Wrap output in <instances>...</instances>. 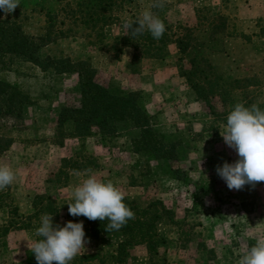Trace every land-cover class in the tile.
Here are the masks:
<instances>
[{"label": "rangeland", "instance_id": "rangeland-1", "mask_svg": "<svg viewBox=\"0 0 264 264\" xmlns=\"http://www.w3.org/2000/svg\"><path fill=\"white\" fill-rule=\"evenodd\" d=\"M118 1L116 21L94 30L66 20L60 7L71 0H19L11 14L0 10L1 19L42 38L40 60L77 66L83 81L90 67L96 84L130 95L149 125L137 128L128 104L132 117L114 122L116 134L103 136L89 124L74 135L71 121H56L60 109L81 105L76 75L0 58V81L21 107L19 116H0V137L10 140L0 166L16 176L0 190V264H37L29 247L41 239L35 235L41 215L56 209L54 225L70 221L72 192L87 178L72 171L75 162L113 181L138 206L160 202L172 220L161 214L155 221L163 239L156 254L142 245L116 247L121 239L112 235L85 236L90 243L70 264H236L264 239V182L229 190L216 173L217 165L238 159L220 135L230 111L237 103L264 110V0H164L163 9H152L166 27L157 59L114 40L153 0ZM254 18H263L260 28Z\"/></svg>", "mask_w": 264, "mask_h": 264}, {"label": "trees", "instance_id": "trees-1", "mask_svg": "<svg viewBox=\"0 0 264 264\" xmlns=\"http://www.w3.org/2000/svg\"><path fill=\"white\" fill-rule=\"evenodd\" d=\"M65 3L60 7L61 13L66 17V20L74 27L82 26L88 28V30H94L95 28L104 27L108 23L116 21L111 14L120 8L118 0H92L87 2H74ZM130 21H135L130 20ZM129 22V21H127ZM50 24V22H49ZM48 24V25H49ZM60 34V33H59ZM42 38L33 39L25 35L20 26L9 19L0 18V58L8 56L10 58H16L17 60L26 61L40 70L51 68L54 71L63 73H74L77 77L78 87L81 93L82 102L78 108H62L57 115L56 123L58 125L69 120L73 124V134L82 135V132L87 128L89 124H93L97 128L98 133L103 136L116 134L117 130L114 129L115 121H123L127 116L132 117L126 113V106L130 110L131 114L139 117V122L136 123L137 128L149 129L148 117L138 109V107L132 102V97L127 95L126 97L117 96L108 92V90L93 80L95 71L88 67L86 72L85 81L81 71H77V66H70L63 60H52L46 57L44 60H40L37 57V51L40 47ZM119 46L130 47L134 51L141 49L137 54L144 56L149 54L152 59L160 58V48L164 44V38L155 40L149 32H145L143 35L135 38L131 37L130 32L125 28V34L118 36L114 39ZM182 40L178 39L174 43L178 45L177 51L182 54L185 47L181 48ZM10 59L8 58V61ZM84 63H78L82 65ZM58 68V69H57ZM86 100V101H84ZM17 99L14 93L7 90L5 83L0 81V116L5 117L7 115L19 116L21 113V107L16 106ZM85 106H83V103ZM19 104V102H18ZM120 118V119H118ZM94 120H97L94 122ZM135 127V128H136ZM0 154L3 153L10 145L9 139L0 137ZM87 166H82L81 163H72V171H85ZM5 195H8L7 193ZM0 197H2L0 195ZM134 212L135 218L127 221L119 231L106 232L104 229L109 223L107 219L104 221L96 220L90 221L86 217L78 216L73 217L67 213L70 221L78 223L83 221L85 234L90 240H97L99 235H112L121 239L116 247L121 244L126 248L131 246L142 245L146 252L150 254L157 253L158 244L163 243L155 230V221L161 217V214H165L168 221H171V213L166 211L160 202L149 203L148 205L141 207L136 204L135 201L125 198L123 201ZM152 208V209H151ZM153 208H157L159 213L151 211ZM58 213V210L54 209L49 214ZM10 224V223H9ZM21 227V226H20ZM19 225L12 223L13 230H21ZM5 231H2L4 234ZM116 234V235H115ZM126 250V249H125ZM128 252V256H129ZM114 259V257H111ZM83 258H94L91 257ZM96 258V257H95ZM128 258V257H127ZM118 262V259L116 260ZM99 264V263H98Z\"/></svg>", "mask_w": 264, "mask_h": 264}, {"label": "clouds", "instance_id": "clouds-1", "mask_svg": "<svg viewBox=\"0 0 264 264\" xmlns=\"http://www.w3.org/2000/svg\"><path fill=\"white\" fill-rule=\"evenodd\" d=\"M164 0H153L149 8L142 11L135 21H129L124 27L131 37L149 32L155 40L162 38L166 31L164 22L152 9H163ZM19 7V0H0V10L5 15ZM224 143L233 149L238 159L233 163L225 161L217 165V175L226 183L229 190H242L245 185L255 186L264 182V110L257 104L246 107L237 103L227 116L225 131L220 133ZM75 171V170H74ZM92 169L83 173L75 171L77 176L86 175L73 192V203L68 204L69 215L83 216L90 221L109 223L106 232L119 231L127 221L135 218L134 212L123 201L124 192L114 184L91 175ZM16 179L14 171L7 165L0 166V190L11 185ZM35 235L41 237L29 247L34 253L37 264H70L90 240L85 239L83 221H68L64 226L53 224V215L45 213L40 217V227ZM213 264V262H210ZM236 264H264V239H258L236 262Z\"/></svg>", "mask_w": 264, "mask_h": 264}, {"label": "crops", "instance_id": "crops-1", "mask_svg": "<svg viewBox=\"0 0 264 264\" xmlns=\"http://www.w3.org/2000/svg\"><path fill=\"white\" fill-rule=\"evenodd\" d=\"M263 18H254V26L256 27L257 26V24L259 23L258 21H260V20H262ZM264 26V25H263ZM258 28H260L259 27V25L257 26Z\"/></svg>", "mask_w": 264, "mask_h": 264}]
</instances>
